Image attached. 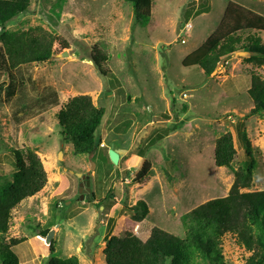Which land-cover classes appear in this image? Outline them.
Masks as SVG:
<instances>
[{
	"label": "rangeland",
	"instance_id": "374dc122",
	"mask_svg": "<svg viewBox=\"0 0 264 264\" xmlns=\"http://www.w3.org/2000/svg\"><path fill=\"white\" fill-rule=\"evenodd\" d=\"M230 1L264 16V0H151L146 23H137L122 0H31L29 11L6 26L8 31L39 27L54 35L51 69L61 105L87 95L105 110L97 132L103 147L91 159L74 155L61 135L55 117L60 107L22 127L24 145L36 151L47 182L11 211L3 241L25 238L12 248L19 264L71 256L79 264H104L106 239L122 232L144 241L159 228L182 238L183 215L226 196L233 183L232 171L217 168L213 160L215 141L226 132L236 149L233 169L252 162L250 192L264 190V120L249 115L247 96L250 75L264 79V66L248 64V55L240 54L207 77L181 65L215 30ZM186 24L191 29L185 32ZM259 37L264 41V33ZM95 53L104 59L105 75L90 60ZM174 125L177 131L169 134ZM109 149L126 161L136 158L114 165ZM12 150L7 111L0 105V175L6 180L14 170ZM144 159L151 173L134 183ZM77 174L90 175L94 201L87 202L89 192L80 193L85 187ZM110 191L113 196L105 199ZM138 201L148 210L140 223L128 210ZM45 230L54 232L53 253L40 236ZM220 249L223 264H244L249 256L230 235L222 237Z\"/></svg>",
	"mask_w": 264,
	"mask_h": 264
},
{
	"label": "trees",
	"instance_id": "16d2710c",
	"mask_svg": "<svg viewBox=\"0 0 264 264\" xmlns=\"http://www.w3.org/2000/svg\"><path fill=\"white\" fill-rule=\"evenodd\" d=\"M131 5L137 23H146L151 13V0H122ZM31 0H0V105L7 111V123L12 145L14 170L9 180L0 175V264H19L12 251L25 238L3 237L11 226V211L25 199L39 193L46 185V173L36 151L25 147L21 137L24 125L59 108L55 117L64 140L72 146L74 155L88 156L101 145L97 132L105 110L94 106L87 95L75 96L61 105L60 93L51 69L55 37L39 27L26 31H8L6 26L29 11ZM194 13H202L196 10ZM264 16L235 2H228L215 30L196 50L184 57L181 65L197 67L207 77L237 52L248 53L244 61L256 67L264 66ZM98 72L104 59L98 53L90 56ZM247 96L252 103L250 116L264 120V79L250 75ZM178 125V124H177ZM176 125L168 129L175 133ZM246 143L245 133L240 134ZM157 136V139H161ZM249 149V148H248ZM246 154H249L247 150ZM143 158L142 153L136 154ZM236 156L232 135H221L214 144L213 160L217 168L232 171L233 183L224 197L211 199L182 217L184 236L175 237L159 228H152L146 240L128 232L106 239L102 251L104 264H223L220 243L230 235L235 244L249 256L244 264H264V190L250 192L252 162L233 169ZM127 158H121L124 162ZM152 165L143 160L132 181L148 178ZM129 175V174H128ZM113 194L105 197L109 199ZM88 203L94 201L89 192ZM98 203V208L103 207ZM136 223L148 214L147 206L138 201L128 208ZM49 230L40 233L45 237ZM53 253L52 242L49 244ZM47 264H79L77 257H50Z\"/></svg>",
	"mask_w": 264,
	"mask_h": 264
},
{
	"label": "water",
	"instance_id": "95a60500",
	"mask_svg": "<svg viewBox=\"0 0 264 264\" xmlns=\"http://www.w3.org/2000/svg\"><path fill=\"white\" fill-rule=\"evenodd\" d=\"M236 54H240V55H248V53H246V52H237ZM62 56H63V57H66V53H63ZM218 67H219V66H218ZM218 67H217V68H218ZM217 68H216V70H217ZM216 70H215V71H216ZM215 71H214V72H215ZM92 155H93V153H91V154L88 155L89 159L92 158ZM108 157H109L110 162H111L112 164H114V165H117L118 162H119V160H120V157H119L118 153L115 152L113 149H109V151H108ZM77 177H78L79 179H81V180L83 181V183H84V184H83V183H80V188H82L83 186L85 187V190H84V191H82V189H80V193L83 192V194H86L87 192H89V175H81V174H77ZM82 196H83V195H82ZM53 235H54V232H50V233H48V234L43 238V241H44L45 245H49V244L51 243L52 238H53Z\"/></svg>",
	"mask_w": 264,
	"mask_h": 264
},
{
	"label": "built area",
	"instance_id": "2783aa9c",
	"mask_svg": "<svg viewBox=\"0 0 264 264\" xmlns=\"http://www.w3.org/2000/svg\"><path fill=\"white\" fill-rule=\"evenodd\" d=\"M191 29V25L190 24H186L185 26H184V31L186 32V31H189ZM181 43H184V41H181ZM101 147H103L102 145H101Z\"/></svg>",
	"mask_w": 264,
	"mask_h": 264
},
{
	"label": "crops",
	"instance_id": "0c3cea01",
	"mask_svg": "<svg viewBox=\"0 0 264 264\" xmlns=\"http://www.w3.org/2000/svg\"><path fill=\"white\" fill-rule=\"evenodd\" d=\"M134 154V153H133ZM119 155V154H118ZM136 155V154H135ZM133 158H136L135 156H130V158L125 162L127 165L130 163V161H131V159H133ZM121 159V158H120ZM138 160V162H140V159H137ZM124 163V162H123Z\"/></svg>",
	"mask_w": 264,
	"mask_h": 264
},
{
	"label": "flooded vegetation",
	"instance_id": "af4514ba",
	"mask_svg": "<svg viewBox=\"0 0 264 264\" xmlns=\"http://www.w3.org/2000/svg\"><path fill=\"white\" fill-rule=\"evenodd\" d=\"M88 175V174H87ZM90 176V175H89ZM80 183H83V181L82 180H80Z\"/></svg>",
	"mask_w": 264,
	"mask_h": 264
},
{
	"label": "bare ground",
	"instance_id": "6f19581e",
	"mask_svg": "<svg viewBox=\"0 0 264 264\" xmlns=\"http://www.w3.org/2000/svg\"><path fill=\"white\" fill-rule=\"evenodd\" d=\"M45 170H47V171H48V168H47V169L45 168Z\"/></svg>",
	"mask_w": 264,
	"mask_h": 264
}]
</instances>
